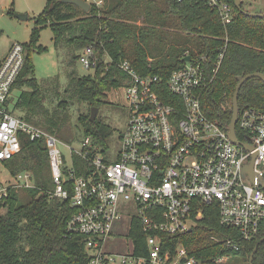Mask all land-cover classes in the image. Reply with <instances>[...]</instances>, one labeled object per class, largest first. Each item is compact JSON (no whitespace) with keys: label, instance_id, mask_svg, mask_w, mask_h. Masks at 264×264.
<instances>
[{"label":"built area","instance_id":"built-area-1","mask_svg":"<svg viewBox=\"0 0 264 264\" xmlns=\"http://www.w3.org/2000/svg\"><path fill=\"white\" fill-rule=\"evenodd\" d=\"M206 1L225 24L232 21L228 2ZM223 50L195 57L186 52L190 59L170 73L165 87L160 76L141 75L128 59L119 63L128 82L115 91L121 92L129 119L115 159L92 136L73 146L16 116L9 100L24 66V44L14 43L0 63V161L20 152L21 133L45 139L54 183L49 195L71 200L75 210L67 231L83 236L87 264H226L231 255L204 261L191 255L180 237L193 231L214 202L221 223L239 230L241 239L258 234L264 223V188L251 183L243 172L256 154L254 173L264 180V106L239 110L236 133L239 126L246 137L240 140L252 145L251 150L230 138L229 126L208 115L204 95L219 71ZM78 61L94 74L101 62L108 65L111 58L87 46L78 52ZM60 146L70 148V166ZM33 186V173L19 172L12 180H0V199L10 189ZM135 221L147 249L137 247L131 230ZM212 239L234 251L240 249L235 237L213 235Z\"/></svg>","mask_w":264,"mask_h":264},{"label":"trees","instance_id":"trees-1","mask_svg":"<svg viewBox=\"0 0 264 264\" xmlns=\"http://www.w3.org/2000/svg\"><path fill=\"white\" fill-rule=\"evenodd\" d=\"M224 1L233 10L228 24L206 0H103L102 5L91 3L89 11L64 0H47L30 41L24 44V66L12 89L19 90V95L12 108L25 111L28 122L63 139V129L73 116L72 107L86 103L89 111L78 112L76 124L84 131L83 137L92 136L106 144L115 129L100 118V113L91 121V111L93 107L101 109L109 93L128 82L119 66L121 61L128 59L141 75L160 76L165 87L170 73L185 64L186 52L195 57L224 48L219 71L205 92L204 105L213 120L229 126L239 77L264 73V17L245 14L235 0ZM242 9L249 11L243 1ZM48 24L55 49H67V82L63 88L58 80L52 84L36 76L33 52L45 49L38 42L41 28ZM87 46L111 58L108 65L101 62L94 74H80L76 69L78 52ZM50 85L59 98L54 109L47 105L46 89ZM238 104L240 109L264 106V81L247 79L239 91ZM237 136L246 140L239 126ZM20 139V152L3 163L11 175L31 171L35 186L10 189L8 196L0 199V264H87L83 236L67 231L75 210L71 200L49 195L54 183L45 139H31L25 133ZM131 230L137 247L141 244L145 249L141 226L135 221ZM213 235L237 238L240 249L227 248L225 242L213 240ZM180 237L190 254L204 261L237 254L244 264H250L258 245L253 264H264V223L251 240H243L239 230L221 223L217 202L205 208L192 232ZM168 246L169 242L165 248Z\"/></svg>","mask_w":264,"mask_h":264},{"label":"rangeland","instance_id":"rangeland-1","mask_svg":"<svg viewBox=\"0 0 264 264\" xmlns=\"http://www.w3.org/2000/svg\"><path fill=\"white\" fill-rule=\"evenodd\" d=\"M90 3L101 2L103 0H87ZM245 8L250 12H264V0H243ZM47 0H0V59H3L11 46L14 43L25 44L31 39L32 30L36 27V18L43 12ZM27 17V18H26ZM39 45H43V51L33 52V62L35 65L36 76L39 80H50L52 84L58 80L60 88H63L67 82L66 75V60L67 49L61 47L56 50L53 41V30L48 24L41 28L39 36ZM25 46V45H24ZM76 69L80 74H89L88 71L82 67L77 61ZM47 105L50 109H54L59 98L56 97L55 87L50 85L47 89ZM19 90L12 91L10 96V106H14L18 100ZM13 113L21 118H24L25 111L14 110ZM89 106L84 103L81 105H74L71 109L73 114L71 121L64 127L62 137L67 143L76 145L84 136V131L76 124V114L78 112H88ZM100 113V114H99ZM98 114L100 118L107 124L111 125L115 132L108 139L107 143L99 142L101 147L106 150V155L110 159H115L120 146V135L125 131L129 119V109L121 96V92L112 90L109 93L107 102L99 109ZM98 116V115H97ZM61 150L67 156V164L70 166V148L67 146H60ZM0 180H12V175L9 169L3 162L0 161ZM21 189V188H20ZM18 189V190H20ZM226 264H244L240 255L232 254L227 260Z\"/></svg>","mask_w":264,"mask_h":264},{"label":"water","instance_id":"water-1","mask_svg":"<svg viewBox=\"0 0 264 264\" xmlns=\"http://www.w3.org/2000/svg\"><path fill=\"white\" fill-rule=\"evenodd\" d=\"M65 2L73 3L82 8L84 11H89L91 8V3L87 0H64ZM242 1L243 0H235V4L237 8H239L241 11H243L245 14L252 15V16H258V17H264V12H250L242 9ZM0 12H2L0 10ZM27 18V17H26ZM190 59V56L186 57L184 60L188 61ZM251 77H257L260 78L261 80L264 81V73L261 72H255L252 74H248L246 76H240L239 77V82L236 86V90L233 96V115H232V120L229 124L228 130H229V136L230 138L235 142L238 143L242 146H244L246 149H253L252 145L249 143H244L242 142L236 133V123L238 121V115H239V104H238V96H239V91L243 85V83L251 78ZM99 108L98 107H93L91 111V121H96L97 115H98ZM256 154L253 155L252 159L250 162L244 167V172L243 175L244 177H247L249 181L253 184H256L262 188H264V180L257 178V176L254 173V159H255ZM40 198V197H39ZM189 232H192V229L189 230ZM261 241H264V238L261 239ZM258 250V245L254 248L251 257H250V264H253L254 256Z\"/></svg>","mask_w":264,"mask_h":264},{"label":"crops","instance_id":"crops-1","mask_svg":"<svg viewBox=\"0 0 264 264\" xmlns=\"http://www.w3.org/2000/svg\"><path fill=\"white\" fill-rule=\"evenodd\" d=\"M4 58H5V57H4ZM4 58H3V59H4ZM3 59H0V63L2 62ZM11 109H12V108H11Z\"/></svg>","mask_w":264,"mask_h":264}]
</instances>
